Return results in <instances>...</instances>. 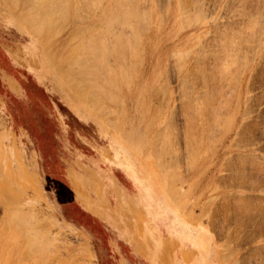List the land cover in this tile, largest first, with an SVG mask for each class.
<instances>
[{
  "label": "rangeland",
  "instance_id": "obj_1",
  "mask_svg": "<svg viewBox=\"0 0 264 264\" xmlns=\"http://www.w3.org/2000/svg\"><path fill=\"white\" fill-rule=\"evenodd\" d=\"M38 1L0 0V264H264V0Z\"/></svg>",
  "mask_w": 264,
  "mask_h": 264
},
{
  "label": "bare ground",
  "instance_id": "obj_2",
  "mask_svg": "<svg viewBox=\"0 0 264 264\" xmlns=\"http://www.w3.org/2000/svg\"><path fill=\"white\" fill-rule=\"evenodd\" d=\"M39 1H40V0H39ZM39 1H38V2H39ZM59 1H60V0H59ZM59 1H57V2H59ZM68 1H69V0H68ZM68 1L66 2L67 4H68ZM79 1H80V0H79ZM86 1H87V0H86ZM122 1H123V0H122ZM122 1H121V2H122ZM124 1H125V0H124ZM124 1H123V2H124ZM126 1H127V0H126ZM126 1H125L124 4H127V7H128V3H129V2L127 3ZM144 1H145V0H144ZM28 2H29V1H28ZM36 2H37V1H36ZM57 2L55 1V3H57ZM81 2L83 3V1H81ZM87 2H88V1H87ZM90 2H91V0H90ZM90 2H88V3H90ZM111 2H112V3L114 2V3L116 4V2L113 1V0H112ZM119 2H120V1H119ZM119 2H118V4L115 5L116 7H114V8H116V9H117V8H120V7L118 6V5H120ZM123 2H122V3H123ZM41 3H42V2H41ZM55 3H54V1L51 0V5H52V4H55ZM105 3H106V2H105ZM105 3H104V5H105ZM112 3H110V4H112ZM130 3L133 4V3H135V2H133V3L130 2ZM130 3H129V4H130ZM26 4H27V3H26ZM47 4H50V1H48ZM62 4H63V1H62ZM93 4L96 5V7H97L98 5H100L99 3H96V4H95V2H94ZM97 4H98V5H97ZM124 4H122V5L125 7ZM34 5L37 6V7H34V6H33V8L35 9V8H39L41 4L38 6V3H37V4L35 3ZM44 5H45V3H44ZM51 5H50V7H49V5H46V6L49 8L48 10L45 8L46 11H47V12L49 11V13H50V10L53 9L52 7L56 6V7H54V9L56 10V11L54 10L55 12H57V10H60V11L63 10V11H62V12H63V15L61 14L62 17L64 16V12H66L67 9H68V7H67V9H66V11H65L64 9H62L61 6H59L60 4H58V3L55 4V5H52V6H51ZM69 5H70V3H69ZM74 5H75V4H74ZM74 5H73V8H74ZM77 5H79V4H77ZM82 5H83V4H82ZM82 5H81V7H79V8H82ZM84 5H85V3H84ZM84 5H83V6H84ZM87 5H88V4H87ZM87 5H86V6H87ZM90 5H91V4H90ZM104 5H102L103 8H104ZM138 5H139L138 3L135 4L136 7H137ZM57 6H58L59 8H60V7H61V8L58 9ZM66 6H67V5H66ZM92 6H93V5H92ZM109 6H114V5H109ZM117 6H118V7H117ZM129 6H130V5H129ZM133 6H134V4H133ZM135 6H134V7H135ZM140 6H141V5H140ZM144 6H145V5H144ZM63 7H64V6H63ZM99 7H101V6H99ZM124 7H123V9H124ZM127 7H125V10H126V9H129V12H130V9H131V8H130V7L127 8ZM50 8H52V9H50ZM64 8H66V7H64ZM89 8H90V6H89ZM89 8H88V9H89ZM91 8H92V7H91ZM91 8H90V9H91ZM111 8H112V7H111ZM114 8H112V9H114ZM138 8H139V7H138ZM140 8H141V7H140ZM184 8H185V7H184ZM39 9H40V8H39ZM45 9H44V11H45ZM85 9H86V8H85ZM85 9H84V10H85ZM92 9H93V8H92ZM112 9H111V10H112ZM120 9H122V8H120ZM123 9H122V10H123ZM141 9H142V8H141ZM141 9H139V10L137 9V10L140 12ZM77 10H78V9H76V11H77ZM86 10H87V9H86ZM95 10H96V9H95ZM101 10H102V9H101ZM101 10H100V11H101ZM114 10H115V9H114ZM122 10H121V12H120L119 9H118L119 12H118V11H117V12L115 11V12H116L117 14L119 13V14L121 15ZM68 11H69V10H68ZM82 11H83V10H82ZM91 11H92V10H91ZM91 11H89V13H90ZM105 11H106V10H105ZM133 11H134V10H133ZM92 12H93V11H92ZM124 12H125V11H124ZM136 12H137V11H136V9H135V14H136ZM139 12H137V16H138V17L141 16V15H139V14H140ZM45 13H46V12H45ZM49 13H48V14H49ZM81 13H82V12H81ZM83 13H84V12H83ZM87 13H88V12H87ZM87 13H86V14H87ZM96 13H97V12H96ZM106 13H107V12H106ZM126 13H127V12H126ZM138 13H139V14H138ZM48 14H47V15H48ZM50 14H51V13H50ZM50 14H49V17H51L52 14H54V13H52L51 16H50ZM58 14H60V12H59ZM73 14H74V13H73ZM91 14H92V13H91ZM101 14H103L102 11H101ZM101 14H99V15H101ZM110 14H111V13H109V17H108V18H110V16H111ZM122 14H124V13H122ZM127 14H128V13H127ZM127 14L125 15V17H128V16H129L130 19L132 20L133 17L131 18V15L129 14V15L127 16ZM131 14H133L132 11H131ZM142 14H143V13H142ZM40 15H41V14H39L38 16H40ZM47 15H46V17H47ZM55 15H56V14H55ZM77 15L79 16V18H81L79 14H77ZM99 15H98V16H99ZM81 16H82V15H81ZM102 16H103V15H102ZM102 16H101V17H102ZM105 16H108V15H105ZM135 16H136V15H135ZM135 16H134V17H135ZM137 16H136V17H137ZM143 16H144V15H143ZM143 16H141V18H142ZM46 17L44 18V20H45V19H48V21H49V17H47V18H46ZM86 17H87V16H86ZM115 17H116V16H115ZM117 17H119V19H120V16H117ZM117 17H116V18H117ZM121 17H122L123 19H125L123 16H121ZM138 17H137V18H138ZM144 17H145V16H144ZM37 18H38V17H37ZM40 18H41V16H40ZM66 18H67V17H66ZM79 18H78V19H79ZM88 18H89V17H88ZM111 18H113V17L111 16ZM137 18H136V20H137ZM146 18H147V16H146ZM31 19H32V18H31V16H30V20H29V19H27V20L31 21ZM64 19H65V16H64ZM100 19H101V18H100ZM105 19H106V18H105ZM117 19H118V18H117ZM123 19H122V20L120 19V22H119V23H121V21L125 23L126 21L128 22V20H129V19H126V21H125V20H123ZM138 19H139V18H138ZM184 19H185V18H184ZM32 20H33V19H32ZM37 20H38V19H37ZM66 20H67V19H66ZM134 20H135V19H134ZM142 20H146V19H142ZM147 20H148V19H147ZM147 20H146V22H147ZM149 20H150V19H149ZM38 21L40 22L41 19H39ZM42 21H43V19H42ZM42 21H41V22H42ZM45 21H46V20H45ZM62 21H63V20H62ZM140 21H141V20H140ZM158 21H159V20H158ZM35 22H36V21H35ZM50 22H51V19H50V21L48 22L49 25H50ZM100 22H103V21L100 20ZM113 22H115V21H113ZM129 22H130L131 24H134V25H135V23H132L130 20H129ZM141 22H142V21H141ZM144 22H145V21H144ZM144 22H143V24H144ZM42 23H44V22H42ZM94 23H95V22H94ZM124 23H123V24H124ZM34 24H35V23H34ZM45 24L47 25V23H45ZM45 24H44V25H45ZM106 24H108V23H106ZM116 24H117V23H116ZM126 24H127V23H125L123 26H125ZM138 24H139V22H138ZM146 24H147V23H146ZM146 24H145V26H146ZM31 25H32V24H31ZM31 25H30V26H31ZM41 25H43V24H41ZM41 25L38 24V26L35 27V28H37L38 30H41V29H40V27L42 28ZM51 25H52V24H51ZM53 25H54V24H53ZM53 25H52V26H53ZM108 25H109V24H108ZM120 25H121V24H120ZM134 25H133V26H134ZM141 25H142V24H141ZM30 26H29V27H30ZM117 26H119V25H117ZM117 26H116V27H117ZM128 26H129L130 29L133 28V26L130 27V25H127V27H128ZM244 26H245V25H244ZM49 27H50V26H49ZM54 27H55V26H54ZM65 27H66V26H65ZM92 27H93V26H92ZM119 27L121 28V26H119ZM119 27H118V28H119ZM45 28H46V27H45ZM59 28H60V27H59ZM90 28H91V26H90ZM106 28H107V27H106ZM120 28H119V30H120ZM122 28H123V27H122ZM125 28H126V27H125ZM129 28H128V29H129ZM56 29H57V28H56ZM83 29H84V28H83ZM108 29H109V28H108ZM108 29H106L107 32H109ZM123 29H124V28H123ZM142 29H143V28H142ZM58 30H59V29H58ZM85 30H86V29H85ZM88 30H89V28H88ZM91 30H92V29H91ZM102 30H103V28H101V30H99L98 32L101 31L100 33H104ZM110 30H111V29H110ZM135 30H136V29H135ZM236 30H237V29H236ZM244 30H245V29H244ZM86 31H87V30H86ZM104 31H105V30H104ZM106 31H105V34H106ZM117 31H118V30H117ZM121 31H122V30H121ZM121 31H120V32H121ZM146 31H147V30H146ZM245 31H246V30H245ZM37 32H39V31H37ZM49 32H50V31H49ZM59 32H60V31H59ZM77 32H79V31H77ZM80 32H81V31H80ZM120 32H118V33L115 32V33H116V34H119ZM225 32H226V31H225ZM235 32H236V31H235ZM83 33H84V31H83ZM95 33H96V32H95ZM100 33H99V34H100ZM113 33H114V32H113ZM113 33H111V34H113ZM132 33H133V35H131V36H130L129 34H127L128 37L130 36L129 38L132 39V36L134 37V35H135L134 38H136V32L134 31V32H132ZM132 33H131V34H132ZM81 34H82V32H81ZM105 34H104V35H105ZM109 34H110V33H109ZM109 34L107 33L106 35H109ZM121 34H122V33H121ZM125 34H126V33H125ZM125 34H124V38L126 39ZM238 34H239V33H238ZM47 35H48V34H47ZM54 35H55V34H54ZM77 35H78V34H77ZM253 35H254V34H253ZM88 36H89V35H88ZM93 36H94V35H93ZM101 36H102V35H101ZM114 36H115V35H114ZM114 36H113V37H114ZM121 36H122V35H121ZM104 37H105V36H104ZM122 37H123V36H122ZM128 37H127V38H128ZM228 37H229V36H228ZM90 38H91L90 36H89V38L87 37V39H90ZM93 38L95 39V37H93ZM99 38H101V37L99 36ZM105 38H106V37H105ZM105 38H104V39H105ZM109 38H110V37H109ZM109 38H108V36H107V39H109ZM115 38H116V37H114V39H115ZM124 38H123V39H120V41L125 40ZM129 38H128V39H129ZM134 38H133V39H134ZM224 38H225V36H224ZM91 39H92V38H91ZM96 39H98V38H96ZM128 39H126V40H128ZM231 39H232V38H231ZM71 40H72V39H71ZM101 40H102V39H101ZM101 40H100V42H101ZM126 40H125V42L128 44L129 41L127 42ZM136 40H137V39H136ZM223 40H224V39H223ZM223 40H222V41H223ZM227 40H228V39H227ZM229 40H230V37H229ZM95 41H96V40H95ZM95 41L93 40L94 43H96ZM97 41H98V40H97ZM114 41H115V40H114ZM118 41H119V40H118ZM245 41H246V40H245ZM93 42H92V45H93ZM112 42H113V41H112ZM112 42L110 41L111 44H112ZM116 42H117V41H116ZM125 42H122V44H121V42H120V44L122 45V48H121V49H124V47H126V46H124V45L126 44ZM228 42H229V41H228ZM110 43H109V46H110V47L107 46V49H108V48H112V47H111L112 45L114 46V44L110 45ZM124 43H125V44H124ZM235 43H236V42H235ZM241 43H242V42H241ZM116 44H117V43H116ZM120 44H119V42H118V45L121 47ZM129 44H131V42H130ZM129 44H128V45H129ZM94 45L97 46V47H99V46H98V45H99L98 42H97L96 44H94ZM94 45H93V47H95ZM227 45H228V43H227ZM100 46H101V45H100ZM104 46H105V45H102L103 48H104ZM116 46H117V45H116ZM116 46H115V47H116ZM130 46H133V45H130ZM140 46H141V44H140ZM224 46H225V45H224ZM224 46H223V47H224ZM232 46H233V44H232ZM102 47H99V48L102 49V52H103V54H104V52H106V51H105V50H106V49H105L106 47L104 48V50H103ZM117 47H118V46H117ZM117 47H116V48H117ZM127 47H128V46H127ZM127 47H126V48H127ZM196 47H197V46H196ZM113 48H114V47H113ZM129 48H131V47H128V49H129ZM132 48H133V47H132ZM68 49H69V48H68ZM90 49H91V48H90ZM118 49H119V47L117 48V50H118ZM135 49H136V47H135ZM189 49H191V48H189ZM189 49H188L187 51H191V50H189ZM221 49H222V47H221ZM87 50H89V49H87ZM92 50H93V48H92ZM115 50H116V49H115ZM115 50L113 49L112 52H114ZM119 50H120V49H119ZM119 50H118V54H119L120 56H123L124 53H125V50H124L123 55H121V53H119ZM131 50H134V49H129V52H130ZM194 50H195V49H194ZM235 50H236V49H235ZM95 51H96V50H95ZM109 51H111V49H110ZM109 51H107V52H109ZM217 51H218V50H217ZM107 52H106V54H107ZM112 52H111V53H112ZM126 52H127V51H126ZM132 52H133V51H132ZM132 52H130V54H131ZM135 52H136V51H135ZM224 52L226 53V51H224ZM227 52H228V51H227ZM111 53H109V54H111ZM133 53H134V52H133ZM220 53H221V52H220ZM220 53H219V54H220ZM231 53H233V52H231ZM234 53H235V52H234ZM67 54H68V53H67ZM69 54H70V53H69ZM91 54H92V53H91ZM91 54H90V55H91ZM113 54H114V53H113ZM115 54H117V53H115ZM115 54H114V55H115ZM176 54H177V53H176ZM186 54H187V52H186ZM90 55H88V56H90ZM97 55L99 56L98 53H97ZM179 55H181V53H180ZM179 55L177 54V56H179ZM184 55H185V54H184ZM73 56H74V55H73ZM88 56H87V57H84V58L87 59L86 61H85V59L82 58L85 62L88 61L87 63H84V61H83L82 59H80V58H79L80 60H77V61H80V62H81V60H82V62H83L82 66L84 65L83 67L86 68L87 71H86L85 69H83V70H85V71H81L80 69H77V68L80 66V64H79V65L77 64L78 62L76 63V65H77L78 67H75L76 65L73 64V65H75L74 67H75V69H76V71H77V73H75L76 75H77V74L80 75L81 72H82V75L84 74V72H88V73H85L87 76L90 75V76H88V77H87V76H86V77H83L84 75H83V76L81 75V77H79V75L76 76V77H79L80 79H81V78H84L85 80H86V78H88V79L85 81L86 84L83 83V82H84V79L79 80V78H78V80H76L77 84H78V81H79V85L81 84L80 81L82 82V84H81L80 86L78 85L77 88H76V89H79V88H80L79 90H82L83 88H84L85 90L87 89V88H85V86H83L82 89H81V86L84 85V84L87 85V87H88V86H89V87H91V86L93 87V84L90 85V81H92V83H93V81H95V78H96L97 76H99V73H100L102 70L105 71L104 69H106V70L108 69V70H109V68H110V65H108L107 63H106V64L109 66V68H108L107 66L104 68V66L106 65L105 62H104V61L106 60V59H105V58H106V57H105L106 55L102 56V57H104V58H103L104 61L102 60V57L99 56V58H101V59H100V60H101V63H98V64H99V65L101 64L102 66L105 64L103 67H102L101 65H100V66H101L100 68L98 67V70L101 69V68H104V69H102L100 72H98V70L95 68V67H96L95 65H97V63L94 62V61L96 60V59L94 60L95 57H93V60H94V61H92V60H91L92 58H91V57L88 58ZM95 56H96V55H95ZM125 56H126V54H125ZM125 56H123V57H125ZM133 56H134V55H132V57H133ZM226 56H227V54H226ZM117 57H118V56H117ZM126 57H127V56H126ZM90 58H91V59H90ZM97 58H98V57H97ZM99 58H98V59H99ZM115 58H116V57L114 56V59H115ZM120 58H122V57H119V59H120ZM179 58H180V57H179ZM88 59H90V60H88ZM114 59H113V60H114ZM119 59L117 60L118 62L120 61ZM124 59H125V58H122V59H121V60H123V63H125V60H124ZM126 60H127V59H126ZM193 60H194V59H193ZM219 60H220V58H219ZM72 61H73V60H72ZM75 61H76V59H75ZM89 61H90V64H91L92 66L89 65ZM107 61H108V60H107ZM134 61H135V59H134ZM91 62H93L94 65H93ZM96 62H100V61H96ZM102 62H103L104 64H103ZM121 62H122V61H121ZM239 62H240V61H239ZM54 63H55V62H54ZM108 63H109V62H108ZM112 63H113V62H112ZM87 64H88V65H87ZM121 64H122V63H121ZM235 64H236V63H235ZM73 65H71L70 68H68V69L71 70V68H74V67H72ZM99 65H97V66H99ZM113 65H114V64H113ZM124 65H125V64H124ZM128 65H130V66L132 65V66H133V69H135V67H134L135 64H134V63H133V64H130V63H129ZM197 65H198V64H197ZM226 65H227V64H226ZM226 65H225V66H226ZM82 66L79 67V68L82 69V68H83ZM90 66H91V67H90ZM93 66H94V67H93ZM238 66H239V65H238ZM92 67H93V70H92V71H93L94 73H91V71L89 72V70H91ZM112 67H113V66H112ZM128 67H129V66H128ZM178 67H179V66H178ZM222 67H223V66H222ZM227 67H228V66H227ZM239 67H240V66H239ZM94 68H95V71H94ZM113 68H114V67H113ZM124 68H125V67H124ZM130 68H132V67H130ZM130 68H129V69H130ZM193 68H194V67H193ZM75 69H74V70H75ZM88 69H89V70H88ZM120 69H121V68H120ZM129 69H128V70H129ZM181 69H182V67H181ZM227 69H228V68H227ZM62 70H63V69H62ZM64 70H65V71H63V72H65L64 74H66V73H67V72H66V69H64ZM74 70H73V71H74ZM78 70H80L79 73H78ZM96 70H97V71H96ZM111 70H112V69H111ZM111 70H109V73L111 72ZM130 70H131V69H130ZM130 70H129V71H130ZM137 70H138V69H137ZM137 70H136V71H137ZM232 70H233V69H232ZM71 71H72V70H71ZM76 71H75V72H76ZM185 71H186V70H185ZM95 72L98 73L97 76H96L97 73L95 74ZM118 72H119V71H118ZM118 72H117V73H118ZM199 72H200V71H199ZM109 73H106V79L103 77V75H104V74H103V75H102L103 78L101 77L102 80L105 79V81L107 80V82H111V81H109V80H111V78L114 77V76L111 75L112 77L110 76V79L108 80V78H109L108 75H110ZM112 73H113V70H112L111 74H112ZM115 73H116V72H115ZM117 73H116V74H117ZM130 73H132V71H131ZM135 73H136V72H135ZM64 74H62V75H64ZM68 74L70 75V73H68ZM71 74H72V73H71ZM92 74H95V75H94L95 77H94ZM107 74H108V75H107ZM113 74H114V73H113ZM118 74H119V73H118ZM91 75H92V76H91ZM118 76H119V75H118ZM130 76H131V74H130ZM70 77H71V76H70ZM74 77H75V76H74ZM93 77H94V78H93ZM107 77H108V78H107ZM119 77H120V76H119ZM214 77H215V76H214ZM91 78H92V79H91ZM93 79H94V80H93ZM74 80H75V78H74ZM74 80H73V81H74ZM88 80H89V81H88ZM120 80L122 81L121 77H120ZM73 81H72L73 84H72L71 82H70V84H72V86H74L73 88H75V86H76L77 84L74 85V82H73ZM103 81H104V80H103ZM105 81H104L103 83H105ZM125 81L127 82V80H125ZM129 81H130V80H129ZM227 81H228V80H227ZM76 82H75V83H76ZM87 82H89V83L87 84ZM107 82L105 83V88H104V89H107V87H106L107 84L110 85V87H108V88H112V87H114V84H113L112 82H111V83H112L113 85L110 84V83H107ZM212 82H213V81H212ZM219 82H220V81H219ZM95 83H96V82H94V84H95ZM123 83H125V82H123ZM127 83H128V82H127ZM220 83H221V82H220ZM111 85H112V86H111ZM127 85H128V84H126V86H127ZM205 85H206V84H205ZM96 86H97V85H96ZM219 86H220V85H219ZM78 87H79V88H78ZM97 87H98V86H97ZM103 87H104V86H103ZM115 87H116V86H115ZM115 87H114L115 91H119V90H117V88H115ZM95 88H96V87L94 86V89H95ZM92 89H93V88H90L89 90L92 91V92H93V91H98L97 88H96L95 90H92ZM85 90H84V91H85ZM107 90H108V89H107ZM107 90H106V91H107ZM109 90H110V89H109ZM109 90H108L107 92L112 91V94H111V92H110L109 94L114 95V93H113V89H111L110 91H109ZM216 90H217V89H216ZM90 91H87V95H88L89 93L92 94ZM115 91H114V92H115ZM217 91H218V90H217ZM220 91H221V90H220ZM220 91H219V92H220ZM77 92H79V93L81 94V92H83V90H82V91H77ZM88 92H89V93H88ZM63 93L65 94V96L67 97V99L70 100L71 103H73L76 107H78V106H77L78 103H76L75 100H73V99L71 98L72 96H71L67 91H63ZM79 93H78V94H79ZM93 93H95V92H93ZM117 93H118V92H116V95H117ZM85 94H86V93H85ZM90 94H89L88 96H90ZM109 94H108V95H109ZM118 94H119V93H118ZM218 94H219V93H218ZM234 94H235V93H234ZM82 95H83V94H82ZM94 95H95V94H94ZM108 95H107V96H108ZM116 95H115V97H116ZM215 95H216V94H215ZM92 96H93V95H91L90 97H92ZM221 96H222V95H221ZM111 97H112V96H111ZM213 97H214V96H213ZM213 97H212V98H213ZM83 98H84V97H83ZM92 98H93V97H92ZM97 98H98V97H97ZM97 98H96V99H97ZM99 98H101V97H99ZM99 98H98V100H99ZM108 98H109V100L112 99V98H110V96H109ZM199 98H200V97H199ZM74 99H75V98H74ZM84 99H85V98H84ZM84 99H83V100H84ZM88 99H89V98H88ZM90 99H91V98H90ZM90 99H89V100H90ZM93 99H95V98H93ZM96 99H95V100H96ZM203 99H204V98H203ZM207 99H208V98H207ZM207 99H206V100H207ZM89 100H87V102H89V103H90V102H93V101H89ZM95 100H94V101H95ZM100 100H101V99H100ZM102 100H104V99H102ZM109 100H108V101H109ZM197 100H198V99H197ZM96 101H97V100H96ZM96 101H95V102H96ZM226 101H227V100H226ZM192 102H193V101H192ZM210 102H211V100H210ZM228 102H229V101H228ZM85 103H86V102H85ZM89 103H88V104H89ZM96 103L98 104L99 102H96ZM193 103H194V102H193ZM216 103H217V101H216ZM86 104H87V103H86ZM88 104H87V105H88ZM90 104H91V103H90ZM90 104H89V105H90ZM92 104H93V103H92ZM92 104H91V106H92ZM97 104H96L95 107H93V108H96V109H97L98 106H99V107L101 106V104H98V105H97ZM201 104L203 105L204 103H201ZM225 104H227V103H225ZM78 105H79V104H78ZM122 105H123V104H122ZM194 105H195V103H194ZM194 105H193V106H194ZM96 106H97V107H96ZM153 106H154V105H153ZM153 106H152V107H153ZM209 106H210V105H209ZM119 107H120V106H119ZM199 107L202 108L201 106H199ZM199 107H198V109H199ZM204 107H205V106H204ZM211 107H212V106H211ZM220 107H221V106H220ZM102 108H103V105H102ZM105 108L108 109V110H109V109H111V110L113 109V108H111L110 106H109V108H107V106L104 107V110H105ZM156 108H157V107H156ZM198 109H197V110H198ZM203 109H205V108H203ZM211 109H212V108H211ZM224 109H225V108H224ZM99 110H100V109H99ZM101 110L104 111L103 109H101ZM101 110H100V111H101ZM108 110H107V111H108ZM229 110H230V109H229ZM107 111H105V112H107ZM113 111H114V110H112V112H113ZM212 111H213V110H212ZM98 112H99V111H98ZM108 113H109V112H108ZM110 113H111V112H110ZM113 113H114V112H113ZM97 114H98V113H97ZM100 114H101V113H100ZM103 114H104V112H103ZM148 114H149V113H148ZM215 114H216V113H215ZM110 115H112V114H110ZM112 116H113V115H112ZM149 116H150V115H149ZM200 116H201V115H200ZM206 116H207V115H206ZM225 116H226V115H225ZM114 117H115V116H114ZM114 117H111V118L114 119ZM111 118H110V119H111ZM211 118H212V117H211ZM113 119H112V121H113ZM189 119H190V118H189ZM122 120H123V119H122ZM211 120H212V119H211ZM213 120H214V119H213ZM109 122H111V121L109 120ZM121 122H122V121H121ZM150 122H151V121H150ZM201 122H202V121H201ZM211 122H212V121H211ZM216 122H218V120L215 121V123H216ZM122 123H123V122H122ZM212 123H214V122H212ZM205 124H206V123H205ZM217 125H218V123H217ZM212 126H213V125H212ZM206 128H207V127H206ZM209 130H210V129H209ZM185 131H186V130H185ZM206 131H207V130H206ZM164 134H165V132H164ZM198 135H199V134H198ZM160 136H161V135H160ZM162 136H163V135H162ZM165 136H166V134H165ZM185 138H186V137H185ZM159 139H161V138H159ZM162 140H163V138H162ZM168 140H169V139H168ZM171 140H173V139L171 138ZM159 141L161 142V140H159ZM194 141H195V140H194ZM153 142H154V141H153ZM169 142H170V141H169ZM151 143H152V142H151ZM154 143H155V142H154ZM195 143H196V142H195ZM124 144H125V143H124ZM149 144H150V143H149ZM168 144H169V143H168ZM169 145H170V144H169ZM155 146H156V145H155ZM160 147H162V146H160ZM158 148H159V146H158ZM163 148H164V147H163ZM203 149H204V148H203ZM151 150H152V146H151ZM157 150H158V149H157ZM157 150H156V148H155V150H153V151H154V152H155V151L157 152ZM161 150H162V149H161ZM164 150H165V149H164ZM190 150H191V149H190ZM158 152H161V151L159 150ZM162 152H163V151H162ZM151 153H152V152H151ZM154 154H156V156H158L157 153H154ZM160 154L162 155V153H160ZM163 154H164V153H163ZM133 155H135V154L133 153ZM158 158H159V157H158ZM141 165H142V164H141ZM146 168H147V167H146ZM146 168H145V169H146ZM143 169H144V167H143ZM145 169L143 170L145 174L150 175V176H155V173H151V172L148 173V171L145 170ZM1 204H2V203H1ZM3 204H4V203H3ZM3 204H2V205H3ZM8 208H9V206H8ZM223 208H225V207H223ZM224 210H225V209H224ZM226 210H227V209H226ZM6 211H8V209H7ZM3 212H4V211H3ZM19 213H21V212H18V215H17V216H16V214H14V215H15L14 217H17V221H18V222H19V221L22 222V220H23L22 218H23L24 215H23L22 213L19 215ZM21 215H23V216H21ZM10 217H12V215H11ZM19 219H20V220H19ZM14 222H15V221H14ZM6 223H7V222H6ZM22 223H23V222H22ZM12 224H13V223H12ZM4 225H5V224H4ZM3 227H4V226H3ZM3 227H2V228H3ZM5 228H6V227H5ZM14 232H15V231H14ZM11 233H12V232H11ZM16 233H17V232H16ZM37 233H38V231H37ZM1 234H2V233L0 232V236H1ZM41 234H42V233H41ZM42 236H43V235H42ZM42 236H41V238H43V239H42V240H43L42 242L46 241V240H44V237H42ZM3 238H4V237H3ZM37 238L39 239L40 237L37 236ZM48 242H49V241H48ZM50 243H51V242H50ZM42 245H43V243H42ZM44 245H45V244H44ZM1 246H2V245H1ZM6 246H8V245H6ZM6 246H5V247H6ZM45 246H46V245H45ZM45 246H44V247H45ZM51 247H52V246H51ZM2 248H3V247H2ZM45 248H46V247H45ZM5 249H6V248H5ZM11 250H12V249H11ZM11 250H10V251H11ZM1 251H2V250H1ZM1 251H0V252H1ZM26 251H27V250H26ZM29 251H30V250H28V252H29ZM11 252H12V251H11ZM16 252H17V251H16ZM24 252H25V251H24ZM24 252H23V253H24ZM38 253H39V252H38ZM34 254H36V253H34ZM5 256H6V255H5ZM13 256H14V255H13ZM27 257H28V256H27ZM4 259H5V258H4ZM4 259H3V260H4ZM26 259H29V258H26ZM23 260H24V259H23ZM21 262H22V261H21V259H20V262H19V263H21ZM6 263H7V261H6Z\"/></svg>",
  "mask_w": 264,
  "mask_h": 264
},
{
  "label": "crops",
  "instance_id": "obj_3",
  "mask_svg": "<svg viewBox=\"0 0 264 264\" xmlns=\"http://www.w3.org/2000/svg\"><path fill=\"white\" fill-rule=\"evenodd\" d=\"M72 111V110H71ZM73 112V111H72ZM73 114L79 119L81 117H79L75 112H73Z\"/></svg>",
  "mask_w": 264,
  "mask_h": 264
}]
</instances>
